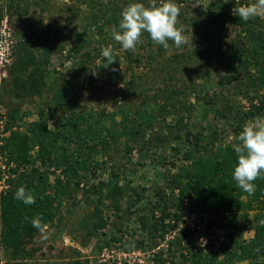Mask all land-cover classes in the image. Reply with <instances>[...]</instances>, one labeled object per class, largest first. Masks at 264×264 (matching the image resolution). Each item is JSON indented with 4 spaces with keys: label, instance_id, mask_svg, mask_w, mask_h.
<instances>
[{
    "label": "rangeland",
    "instance_id": "obj_1",
    "mask_svg": "<svg viewBox=\"0 0 264 264\" xmlns=\"http://www.w3.org/2000/svg\"><path fill=\"white\" fill-rule=\"evenodd\" d=\"M223 1L225 4L218 8L214 0H188L191 15L205 16V11L215 7L218 14L207 17L205 31L185 26L186 46L171 44L157 53L156 46L144 43L123 50L112 39L110 27L99 28L104 24L101 18L94 20L98 6L91 0H0V193L13 190L21 177L35 170L36 176L49 172L45 186L47 182L57 185L60 179L61 188H65L61 220L55 217L53 224L46 225L45 233L29 245L38 248L32 260L162 264L158 262L162 258L166 264L171 260L188 264L178 256L189 254L193 246L192 252L202 251V258L216 256L212 258L214 264H223L222 244H232L236 249L237 243L253 236L257 211L251 209V224L236 219L235 228L212 208H193L184 201L182 220L164 238L158 222L165 201L159 199L161 192L167 196L169 210L178 211L174 204L178 190L172 194L165 184L181 168L183 148L191 145L177 135L184 134V124L195 133L202 126L227 129L222 131L223 140L229 141L233 132L228 118L222 116L226 109L242 114L249 109L258 112L256 107H261L264 116V82L260 79L264 72V19L240 21L232 12L236 0ZM246 2L237 0V5ZM79 34L83 35L82 46L75 39ZM36 42L41 48H36ZM44 46L52 53L42 66L45 77L36 90L26 81L35 67L30 56H41ZM108 46L112 54L105 58L101 49ZM188 52L193 59L174 66L177 54ZM240 58L243 63H239ZM93 67L96 75L90 72ZM200 67L204 74L199 73ZM223 75L226 81L221 84L219 77ZM231 76L234 80L228 83ZM167 88L176 93L161 112L159 107L167 100L161 92ZM64 114L68 117L66 129L56 119ZM126 116H135V122L124 121ZM255 118L257 115H250L244 124ZM72 119L77 120L78 130L70 126ZM47 124L56 133H43L42 138L49 142L56 163L62 165L47 160L43 163L38 156L33 129L40 125L47 128ZM99 130L103 142L95 139ZM13 133L29 137V158L35 160L31 164L16 161L9 141ZM78 134H85L87 141L78 140ZM94 143L97 147L90 150ZM179 147L182 151L178 155L175 148ZM73 157L86 162L84 169L78 167L79 175L64 169L65 161ZM116 184L121 191L115 198L108 197ZM115 200L120 204L118 212L113 207ZM95 211H100L106 226L87 236L83 223ZM141 216L146 223L141 222ZM173 219L166 218L163 223L172 224ZM58 228H62L59 235ZM7 253L0 245V264L6 261ZM252 263L237 259L230 264Z\"/></svg>",
    "mask_w": 264,
    "mask_h": 264
},
{
    "label": "trees",
    "instance_id": "obj_2",
    "mask_svg": "<svg viewBox=\"0 0 264 264\" xmlns=\"http://www.w3.org/2000/svg\"><path fill=\"white\" fill-rule=\"evenodd\" d=\"M97 4L96 10H94V20L98 21L99 18L102 19V23L104 25H100L99 28L103 30L104 26L110 27L113 31V27L118 25L119 15L121 10L127 6L130 0H91ZM217 3L216 7H220V5H224L223 0H214ZM149 0H145L147 4ZM158 3L159 0H156ZM176 4L180 7L181 13L178 16V23L183 25L184 27L187 25H191L194 28H201L204 31L206 30V25L209 22V19L214 17L215 14H218L217 8L215 7L213 11L207 12L205 11V16H202L201 13H197L198 15H191L189 12V7L186 4L188 0H175ZM235 2H233L234 4ZM12 6V5H11ZM203 12V11H202ZM210 17V18H207ZM208 20V21H207ZM218 21H215L217 23ZM98 23V22H97ZM185 29V28H184ZM188 28L185 29V31ZM83 35L79 34L75 37L80 43L83 45ZM145 41V42H144ZM144 45L148 46H156L157 53H162V51H166L163 47L156 45L150 39L148 33H143L142 42ZM36 48L39 43L36 42ZM171 45L172 43L169 42ZM140 45V46H144ZM44 52L41 56L35 55L34 53L30 56L31 61L34 63V70L29 72V79L26 80L31 88H35L36 90L40 88L42 81L44 80V71L45 67L42 68L43 64L46 63L51 56V49H48L47 46H44ZM61 51V49H60ZM193 59L190 52L184 54H177L175 65H182L185 62H190ZM239 63H243L242 58L238 60ZM203 65V63H202ZM211 66V65H210ZM207 67V66H206ZM209 68V61H208ZM175 68L173 67V70ZM200 72L204 74V68L200 67L198 69ZM198 73V74H199ZM224 76V75H223ZM220 76L219 81L221 84L226 81L225 76ZM225 79V80H224ZM264 82V72L262 77L260 78ZM234 80L233 76L228 79V83ZM176 90L174 89H162L161 95L165 97L167 100L164 101V105L159 107L160 111H165L166 105L172 101L173 96L175 95ZM160 97V95H159ZM254 95L250 97V100L254 101ZM252 101V102H253ZM174 105V104H173ZM176 104L174 105V107ZM258 112H253L252 110H246L242 114L235 112L233 109H226L222 116L228 118L229 127L233 132V137L231 140L226 141L223 140L225 134L223 132H227V129H218L217 127L203 128L201 127L200 132H193L192 129L185 125V131L183 135L177 134L180 136V141L189 142L191 145L189 147H185L184 152L181 150L182 148H175L176 153L179 155L182 151L180 158L184 161L182 162V166L178 169V172L172 175L170 180L165 184L166 188L172 189V194H175V189L178 190V196L175 199V205H177V212L172 213L169 210L170 207L167 206V196L165 193L159 194V199H163V205H161L162 218L159 220V224L162 227V232L160 236L162 238L165 237L166 232L170 229H176L178 222L182 220L183 213L185 212V203L188 202L190 207L202 206L203 208L213 209V212L224 218L225 222L229 226H234L237 228V220H240L243 224L246 223L251 224V216L249 210H255L257 213L254 215L253 221L255 222L252 226L254 230L253 236L247 240L242 242L241 244L237 243L238 250L234 249L231 245L222 244L221 253L223 254V264H230L237 259L242 260H251L252 264H264V176L258 177L253 183L255 184V191L252 194L245 193L235 186V181L232 178V171L234 166L237 163V156L233 151L232 145L236 143V137L242 130V126L246 121L247 117L254 114L257 117L262 116V108L256 107ZM239 114V115H238ZM131 117V116H130ZM131 119L128 116L124 118V121L128 120V122H135V116ZM182 117V116H180ZM59 124L62 129L67 127L66 114L62 116H58ZM67 121V122H66ZM183 119L179 121L181 123ZM77 120L72 119L70 122L74 129L78 130V125H76ZM66 129V128H65ZM207 129V132L205 130ZM35 135V141L38 146V156L41 161L44 163L46 160L49 161V164H55L57 160L51 156V148L48 143L45 142L42 138V134L46 133H56L55 131L48 129L43 125H40L39 128L33 129ZM96 138L100 139L102 142L101 131H97ZM141 132V128L135 131V135L139 136ZM65 133V132H63ZM112 136L116 135L111 134ZM69 136V135H68ZM132 136V133H131ZM101 137V138H100ZM133 137V136H132ZM28 136L18 135L13 133L11 138L9 139L11 145L13 146L12 152L17 154L15 157L16 161L22 165H28L34 162L35 160H31L29 158L28 150L30 148L28 144ZM182 138V139H181ZM31 139V137H30ZM78 140L87 141V136L85 134H78ZM47 144V145H46ZM105 148V144H103ZM96 143L92 144L90 150L95 149ZM130 150L134 149L133 147H129ZM76 157H73L74 159ZM72 161H74L72 163ZM65 161L67 165L64 164V169L72 171L75 175H79L78 167L81 169L85 168V160L81 161L79 159ZM58 165H62V162L56 163ZM35 169V168H33ZM49 171V170H48ZM67 171V170H64ZM35 172V173H34ZM33 173H29L28 176L21 177L17 183L14 184L13 190L8 189L6 192L0 193V245L4 247L6 251H9L8 257L4 264H64L62 262H52V261H34L31 256L35 255V252L38 250L37 247H30L29 245L34 244V239L40 234V232L32 227L31 220L34 217L39 216L41 219V223L43 225H47L48 223L53 224L55 217L61 220L59 216L60 206L62 204V196L65 194V188H61V180L57 179L56 182H60L59 184H50L47 182L46 186L44 185L45 179H48L47 175L43 173H39L37 175V171L35 170ZM36 176V177H35ZM78 183V182H77ZM25 187L26 190L31 191L36 197L35 204L26 205L22 201L17 200L14 196L15 191L19 187ZM45 186V187H44ZM51 189V190H48ZM122 187L116 184L113 188L109 189L108 197L115 198L117 194L121 191ZM67 191V190H66ZM64 193V194H63ZM67 193V192H66ZM169 204V203H168ZM173 204V202H172ZM113 207L115 212L120 210V204L118 200H115ZM222 211V212H221ZM242 214V215H241ZM241 215V219L239 216ZM174 217V223L164 224L163 222L166 218ZM141 222L146 223L144 221V217L141 216ZM219 223V221H217ZM157 223H154V227H156ZM106 221L101 218L100 211H95L94 215L89 216L87 221L83 223V227L86 228L87 236H94L97 234L98 228L105 227ZM57 235L60 234L62 228H58ZM230 236V235H229ZM173 245V241L171 242ZM231 246V247H230ZM189 248V247H188ZM193 246L189 248V254L185 255L184 253H180L178 258L188 261V264H214V260L212 258L215 257H206L202 258V251H194ZM172 249L169 251L171 252ZM216 255V254H215ZM31 258V259H30ZM189 258V260H188ZM166 264V260L164 261L162 258H159L158 262ZM175 260L169 261V264H175ZM76 264H81V261H76ZM162 263V264H163Z\"/></svg>",
    "mask_w": 264,
    "mask_h": 264
},
{
    "label": "clouds",
    "instance_id": "obj_3",
    "mask_svg": "<svg viewBox=\"0 0 264 264\" xmlns=\"http://www.w3.org/2000/svg\"><path fill=\"white\" fill-rule=\"evenodd\" d=\"M232 12L243 22L255 17L264 19V0H248L238 5L236 0ZM180 13L181 9L175 0H159L158 3L156 0H149L147 4L145 0H130L120 12L118 25L113 27L112 39L118 42L123 50H133L142 42L143 33L146 32L154 44L165 50L170 47L169 42L176 48L186 46L189 39L184 26L178 23ZM101 54L110 58L111 46L103 47ZM90 72L96 75L97 70L93 67ZM232 148L237 156V163L232 171L235 186L245 193L252 194L255 191L253 182L264 176V116L246 122ZM14 196L26 205L36 202L34 194L23 186L15 191ZM31 224L42 235L45 233L46 226L41 223L39 216L32 218Z\"/></svg>",
    "mask_w": 264,
    "mask_h": 264
}]
</instances>
